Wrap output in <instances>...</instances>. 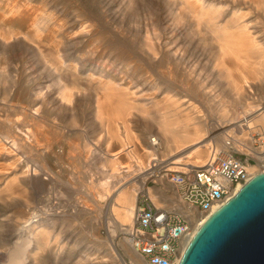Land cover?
I'll list each match as a JSON object with an SVG mask.
<instances>
[{"label": "bare ground", "instance_id": "bare-ground-1", "mask_svg": "<svg viewBox=\"0 0 264 264\" xmlns=\"http://www.w3.org/2000/svg\"><path fill=\"white\" fill-rule=\"evenodd\" d=\"M8 1L9 2L3 3L1 7L7 8V10L9 11L12 10L11 8H24L20 9L18 13H15V11L12 12L11 17L13 19L17 16L19 18H27V8H33L29 7L25 3H19L20 0ZM100 1L104 5H106V8H111L118 0ZM125 1V6H129L132 2V0ZM222 1L224 2V5L229 4V6L227 7L231 8H229L230 17L228 19V22L220 26L216 24V20L220 14H215V8H206L208 5L211 6L210 4H213L212 1H208L207 4H205L206 0H164L165 3L163 5L167 7L161 8L156 11L157 19L154 21H150L151 18L149 20L147 19L146 23L144 24V33L142 34V38L139 42L140 46H142L145 50L144 53L147 54L148 61H152L153 63V61H155L154 59L156 58H158L160 62L162 59H164V65L169 69L172 68L170 64H176V72L174 74L170 73V71L163 73L162 78L164 77V80H166V82H169L171 80L184 82L186 86V90H184V93L179 92V90H172V88L168 89V87L163 88L156 80V78L154 79L153 77H151V75H145L143 77L142 83L146 86V90L150 89V91H147L148 96H145V101L141 100V102H137L135 101V98L137 97L136 93L128 89V84L126 85V83L130 80H125L123 76L119 78V81L121 83H117L116 79L110 77L109 79H103L101 78L102 76L99 77L98 75H94L96 77L95 79L94 76H91V73H86L88 74L85 75L88 76L87 80L90 82V84L91 82L95 83V87L97 88L93 105L95 108V115L100 120L102 130L105 131L106 138H104L106 144H109L110 141H113L118 146L117 150H122L125 148L126 151L121 155V159L119 158L120 156L117 157L116 155L118 151H114L111 154L112 157L109 156L110 158L106 155L102 156L103 158L101 159H103V161L101 165H104L103 167H105V170H103L102 168L103 171L100 175V179H103L99 183L101 191H99L97 193V196H95L96 194L93 195V192L91 193L87 190V201H82L81 199L75 198V201L72 204L70 210L68 209V212H65L66 210L61 211L60 209H54L49 213L45 211L44 207H38L39 205L37 206L38 208L32 206L31 210L23 208L20 209L19 215L16 216L17 218L12 222L10 226V229H12V231L10 232V237L8 239H10V242L13 237H16L17 239L13 242V245L8 250H6V262L2 259L5 264H25L29 260L37 261L38 258V261H42L44 258L43 256H39V250L46 249L50 243L57 242V240L55 239H53L52 242L49 239V233L46 229V224L49 222V219L53 218L54 220H56L63 215H71L72 217L80 213L89 215L92 212L96 213V224L98 225V227H103L108 236L107 240L106 236L104 238L106 240V247L103 251H101L102 253L95 251L84 253L86 250L82 251L83 253L81 257H79L73 264H80V262L82 263L83 261L87 262L88 264H107V261H110L109 264H125L123 263L122 258L120 257L114 246V238L116 237L118 232L122 233L128 231L127 226L131 224L132 221L137 194L144 186V179L147 176L157 175L158 166L165 160L168 161L167 165L170 164L168 167L170 169H178L186 164H204L206 161V157L210 153V147L215 146L217 149L225 147L223 138L229 133L234 134V128H236L238 131H241L239 134H237L236 138L243 142L247 141V139L249 138L247 137L248 133L252 130L264 132V94L263 96H261L258 102L252 104V99L255 98L253 95L256 93L259 87L262 86L261 83L263 82L264 84V44H261L259 40H256L254 36L255 32L249 29V18L246 19V21L243 20V17L247 15L246 13L248 11H245L244 8L240 7L235 8L237 0ZM45 2H47V0H45ZM173 5H177V8H173L175 7ZM167 14L168 16L166 17L165 15ZM184 14H188L190 18L193 19V35L196 34L197 36H199V40H201L202 42H205V40L207 39V37L205 36V30L209 29V38L214 41V47H216L215 49L219 54L231 53L243 63H246L248 61L250 55L252 56L253 54H255L258 57V59H256L255 62H252V64L247 63V68L252 72L254 77L249 78L246 75L232 77L228 74L224 76L226 83L230 87V91L226 96V100H228L229 102H236L240 105L244 104L243 106H241L243 107V109L241 111L242 114L240 118L236 119L237 116L234 115L233 111L214 112L212 110L218 100L224 99L220 89L222 85L218 83L219 78L217 74L211 73V75H209V73H203L202 68H204V51L203 48L198 46L199 44H196L198 40L196 41L195 37L189 38L187 35H183L184 31L186 30V28H183L184 26H181L178 30L176 29V27H174V29L177 30L176 32H174V34L172 29L166 30L165 26H162L164 23L161 22V18L164 19L165 22H167V20L169 19L173 22L178 20L179 17ZM47 20L48 19L46 18V21ZM49 21L50 20H48V22ZM35 22H37L36 19L33 20V24L36 25L37 28L32 27L33 33L34 31L38 30V26ZM114 22L116 21L114 20ZM172 24L173 26H175L174 23H171L170 25ZM82 25L83 24L79 25L76 29L74 28L73 34H84L83 32L86 31L84 30L86 26L83 27ZM0 26V52L4 55L2 56V63L7 64V59L5 56L11 55L13 50L18 49V46H20L23 51L29 53L30 58L35 62L34 66L36 69H45V63L49 62L47 65L48 69L46 70V74H48V76H52L53 74H51L50 72L54 73L59 85L61 84L63 76H66V79L70 78L72 82H74L76 78H80L78 77V65L75 59L78 57H74V54H72L71 50L69 51L68 46H66L68 43L62 42V44L57 38L56 39L58 41L56 39L54 40V38H51L54 35L53 33L56 31V29H46L47 31H45L43 34V36H45V39H42L37 33L39 30L33 37L31 35L32 32H19V30L16 31L12 27L5 28L2 25ZM18 35H21L22 40H19L20 37ZM260 36L264 37V33H261ZM43 41L47 42V47L52 49L53 55L51 60H43V58H45L44 47L42 43ZM17 44L19 45L17 46ZM37 57L40 59V61L37 60ZM140 59L142 60L143 58ZM20 60L24 61V56H21ZM152 75L154 74L152 73ZM45 77L46 75L39 70V74L37 75L36 79L33 80L30 90L28 89L29 92H31L32 89L36 87V85L40 86V84H42L46 80H44ZM254 80H257L258 82L260 80L261 82H259V84H254ZM98 89H100V91ZM36 90L38 91L35 93V95L38 96L34 97L31 100L29 106H21V113L23 114L25 120H31L35 123L39 121L38 119L40 111L45 105V102L47 100L46 97L50 96L49 93H53V91L51 90H49L48 93H43L41 91V87L37 88ZM113 91L116 92V96L119 98L116 101L115 105L112 104V98L114 95L112 93ZM162 92L164 93L161 95V97L157 98V95L161 94ZM251 93L253 94L251 95ZM58 94V99H60L61 102L70 103L73 100V96L77 93L75 94L74 87L66 88L63 85L60 86V91ZM40 95L45 96L42 97ZM130 99V104H124V100ZM109 101L112 102L108 103ZM149 106L164 109V113L159 118L160 129L162 131L161 133L164 136V142L162 146L158 145L159 140L158 138L156 139V136L152 137L153 134H156L157 131L155 132L152 128H147L144 125L137 124L127 117L128 115H132L134 111H136L141 115L142 118H149L148 112L146 111V108ZM225 116H227V119H224ZM109 118H111V120ZM172 121H181V123H183V127L180 129L170 128ZM227 121L228 124L231 123L235 126L230 127L228 130L223 132H216L215 135L210 137L215 140L214 143L208 140L203 143L197 144L187 151L185 147H188L191 143L196 144L202 141L204 137L225 126ZM243 125H245V127H243ZM26 127L25 132H21L22 130L19 132V130L13 127L11 123H7L5 127L6 138L4 140H0V160L7 161L13 164L10 169V172L13 174V176L8 179V181L2 188H0V200L2 202H8L7 200L12 199L14 194L21 196L25 200L24 202H26V197L28 196L27 194L30 191L35 190V192H42V190L45 189L46 181H43L44 178L49 179L53 177V172L51 169H44L43 166H39V168H36L35 166L31 167L28 164H24L26 165L24 166L20 163L18 154L22 153L23 151H29L27 148L29 147L30 149L31 146L30 141H27V137L30 136V133L33 136L34 134L37 135L39 131V129L37 128L34 129L35 131L31 132L30 130L32 129H29V127L26 129ZM167 133L170 134L169 137L167 136ZM48 142L49 139H47V143ZM188 142L191 143L187 144ZM108 144L105 145L106 150H108ZM89 145L94 146L90 143ZM83 146H87L84 153L88 154V145L84 144ZM178 147L180 148L178 149ZM96 148H98V146ZM159 148H163L162 150L165 153L162 154H166L167 156H162L161 158L158 155H155V152H158ZM96 150L98 149H95L93 151ZM134 151L138 154L133 158L131 152ZM183 153L184 155L181 156V154ZM173 156L174 159H171ZM84 157L86 158L87 155H85ZM90 170H87L85 173L87 179L89 178L88 182L93 181V174ZM40 171H43L45 173L44 177H41ZM259 172L261 171H255V173ZM0 174L3 175V177H7V174L1 172ZM139 174H142L141 178ZM158 179L162 180V178ZM67 188L66 193L69 198L71 191ZM240 188V185H237L236 190ZM158 189V187L155 188L152 186H149L147 188L151 198L154 201H156L157 203L163 202L167 207H175L179 211L185 210L182 202L175 198V194H162V196L159 195L158 197L156 195ZM100 199L103 200L104 203L98 202V200ZM7 205L11 206V204ZM26 206L30 207L28 203H26ZM220 206L221 205L213 208L210 212H207L204 215H193L194 222L190 231L183 237L181 241V246L179 248L175 264L181 263L193 238L199 232L204 223L209 219V217ZM6 233L7 232H5V234ZM68 242V239L65 241H59V243H55V246L57 247V249L62 250L63 248L65 249V247L68 245ZM30 246H33L36 249H34L35 251L32 253H28L27 251ZM122 247L124 249V252L128 255L131 264H146L141 256H139L131 247L128 238H124Z\"/></svg>", "mask_w": 264, "mask_h": 264}, {"label": "rangeland", "instance_id": "rangeland-1", "mask_svg": "<svg viewBox=\"0 0 264 264\" xmlns=\"http://www.w3.org/2000/svg\"><path fill=\"white\" fill-rule=\"evenodd\" d=\"M22 1L20 0L19 3H25L29 7L33 8H27V18L24 19L23 17L19 18L17 16L13 19L11 17L12 12L15 11V13H18L20 9L24 8H11L13 11H9L7 10V8L1 7L3 3L9 1L0 0V25L5 28L12 27L16 31L19 30V32L27 31L33 33V28H37L36 25L33 24V20L36 19L37 22L35 23L37 24L39 31H34V33H31V35L34 37L36 35L35 33L37 32L42 39H45V36H43V34L45 31H47L46 29H56V33H53V36L55 37L52 36L51 38H54V40L57 38L61 43H68L66 46H68L69 51L71 50L72 54H74V57H78L75 59L78 65V77L80 78H76L74 82H72L70 78L66 79V76H63L61 84L59 85L54 73L50 72L51 74H53L52 76H48V74H46V70L48 69L47 65L49 62L45 63V69H36L34 66L35 62L30 58L29 53L23 51L20 46H18L19 44H17V46L19 47L18 49L13 50L11 55L5 56L7 59V64L2 63V56L4 55L0 52V140H4L6 138L5 127L7 123H11L13 127L19 130V132L21 130V132H25L26 126H28L29 129H32L30 130L31 132L35 131L34 129L38 128L39 131L37 135L34 134L33 136L30 133V136L27 137V141H30L31 143L30 149L29 147L27 148L29 151H23L22 153H19L18 158L22 165L28 164L31 167L35 166L36 168H39V166H43L44 169H51L53 172V177L49 179L42 178L43 181H46L45 189H43L42 192H35V190L31 189L32 191L27 194L28 196L26 197V202H24L25 200L17 194H14L12 199L7 200L8 202H2L0 200V264H5V259L7 258L6 250H8L13 245V242L17 239L16 237H13L10 242V239L8 238L10 237V232L12 231V229H10V226L12 222L17 218L16 216L19 215L20 209L23 208L31 210L32 206L37 207L39 205L38 207H44L45 211L49 213L54 209H60L61 211L66 210L65 212H68L72 204L74 203L75 198L81 199L82 201H87L86 193L88 194V192H93V195L96 194L95 196H97V193L101 191L99 183L103 179H100V175L101 172L105 170V167H103L104 165H101L103 161V159H101L103 158L102 156L106 155L108 157H112L111 154L114 151H118L116 155L117 157L120 156L119 158L121 159V155L126 151L125 148L122 150H117L118 146L113 141H110L109 144L107 143L108 150H106L105 145L107 144L105 142V131L102 130L100 120L95 115V108L93 105L97 88L95 87V83L91 82L90 84V82L87 80L88 76L85 75L91 73L92 77L94 75H98L99 77L102 76L101 78L103 79H109L110 77L116 79L117 83H121L119 81V78L123 76L125 80L131 81L127 82L126 85L128 84V89L136 93L137 97L135 98V101L137 102H141V100L145 101V96H148L147 91H150V89L146 90V86L142 83L143 77L145 75H151V77H153L154 79L156 78V80L163 88H172V90H179V92L181 93H184V90H186L184 82L172 80L166 82V80H164V77L162 78V74L168 71L174 74L176 72V64H170L172 68L169 69L165 67L163 62L164 59H162L161 62L158 58L154 59L155 61H153V63L152 61H148L147 54L144 53L145 50L142 46H140L139 42L142 38V34L144 33V24L146 23L147 19L149 20L151 18L150 21L156 20V11L161 8L167 7L163 5L165 3L164 0H132L129 6H125V0H118L117 2L119 3L116 2L111 8H106V5H104L100 0H47V2H45V0ZM208 1H212L213 4H210L211 6L208 5L206 8H215V14H220L216 20V24L219 26L226 24L230 17L229 8L231 7H227L229 6V4L224 5V2L222 0H206L205 4H207ZM173 6H175L173 8H177V5ZM239 7L244 8L245 11H248L246 13L247 15L244 16L245 18L243 17V20L246 21V19L249 18V29L255 32H253L255 34V39L259 40L261 44H264V37L260 36L261 33H264V0H237L235 8ZM187 15L188 14H184L179 17L178 20L173 22L170 19L167 20V22H165L162 18L160 20L164 23L162 26H165L166 30L172 29L173 34L181 26H184L183 28H186V30L184 31L183 35H187L189 38L195 37L196 41H199L195 43L197 45L199 44L198 46L203 48L204 51V68H202V71L204 74L209 73V75H211V73H215L218 75V83L222 85V87L220 88L221 94L225 99L221 100L219 98L221 101L218 100L212 110L214 112L233 111L234 115L237 116L236 119L240 118L242 114L241 111L243 109V107L241 106H243L244 104L240 105L236 102H229L228 100H226V96L229 94L230 87L226 83L224 76L228 74L232 77H239L241 75H246L249 78L254 77L252 72L248 70L247 63L252 64V62H255L258 57L255 54H253L252 56L250 55L248 61L246 63H243L231 53L219 54L215 49L216 47H214V41L209 38V29L205 30V36L207 37L205 42L207 43L202 42L201 40H199V36H197L196 34L193 35V19L190 18L189 15ZM165 16L167 17L168 14ZM46 18L50 21H46ZM114 20L116 22H114ZM171 23H174L175 26H173V24L170 25ZM81 24H83V27L86 26L84 29L86 31L83 32L84 34H73V29H76ZM174 27H176L177 30H175ZM18 36L21 38V35ZM20 38L19 40H22V38ZM42 43L45 55V58H43V60H51L53 55L52 49L47 47V42L43 41ZM21 56H24V61L20 60ZM140 58L143 59L141 60ZM37 60L40 61L38 57ZM11 61L13 62V64ZM39 70L46 75V77L44 78V80H46L42 84H40V86L36 85V87L32 89L31 92H29L33 80L36 79L37 75L39 74ZM152 73L154 75H152ZM259 82L261 81L259 80ZM259 82L257 80L253 81L254 84H259ZM261 84L262 86L259 87L256 93L253 95L255 98L252 99V104L258 102V100H260L261 96H263L264 94V84L263 82ZM63 85L66 88L74 87V92L75 94L77 93L73 96V100L70 103L61 102V100L58 99L60 86ZM39 87H41V91L43 93H48L49 90L53 91V93H49L50 96L46 97L47 100L40 111L38 119L39 121L36 122L38 124H36L31 120H25L23 114L21 113V106H29L31 100L34 97L38 96L35 95V93L38 91L36 89ZM98 90L100 91V89ZM112 93L114 94L112 98V104L115 105L116 101L119 98L116 96L115 91H113ZM163 93L164 92L157 95V98L161 97ZM252 94L253 93H251V95ZM40 96L43 97L45 95ZM124 101V104L131 103V99ZM110 102L112 101H109L108 103ZM146 109L149 118H142L141 115L136 111H134L132 115H128L127 117L137 124L144 125L147 128H152L155 132L157 131L156 134L154 133L152 137L156 136V139L158 138L159 140L158 145L162 146L164 142V136L161 133L162 131L160 129L159 118L164 113V109L150 106ZM109 119L111 120V118ZM224 119H227V116H225ZM234 126V124H228L227 121L225 126L204 137L202 141L196 144L191 143L192 141L188 142L187 144H191H189V146L185 148L188 151L190 148L196 146L197 144L203 143L208 140L214 143L215 140L210 137L215 135L216 132H223ZM28 127H26V129ZM182 127L183 123H181V121H172V124L170 125V128L174 129H180ZM243 127H245V125H243ZM256 131L257 130H252L251 132ZM240 132L241 131H238L236 128H234V134L237 135ZM167 136L169 137L170 134L167 133ZM36 137L37 140L39 139L38 141L36 140ZM47 139H49L48 143ZM94 141L96 142V144ZM89 143L94 145L95 147L90 146ZM84 144L88 145V154L84 153L87 147L83 146ZM97 146L98 148H96ZM180 147H178V149ZM95 149L98 150L93 151ZM162 149L163 148H159L158 152H155V155H158L161 158L162 156H167L166 154H162L165 153ZM137 154L138 153L135 151L131 152L133 158L136 157ZM85 155H87L86 158L84 157ZM183 155L184 153L181 154V156ZM171 159H174V156ZM88 160L90 161V163ZM163 162L167 163L168 161L165 160ZM12 165L13 164L10 162L0 160V172L7 174V177H3V175L0 174V188H2L8 181V179L13 176V174L10 172ZM87 170H90L93 174L92 182H88L89 178L87 179V176L85 174ZM40 172L41 177H44L45 173L43 171ZM139 175L141 178L142 174ZM144 182L146 186L155 187L154 176L146 177L144 179ZM89 183H91L92 186ZM66 188L71 191L69 198L66 193ZM98 202L104 203V201L101 199L98 200ZM26 203H28L30 207H27ZM7 204H11V206ZM95 216L96 213L92 212L89 215L80 213L72 217L71 215H63L56 220H54L53 218L49 219V222L46 224V229L48 230L49 239L51 240V242L53 241V239L57 240L58 243L59 241H65L68 239V245L65 247V249L63 248L62 250H59L55 246V243L57 242L50 243L46 249L39 250V256H43L44 258L42 261H38V258L37 261L29 260L25 264H73L79 257H81L83 253L82 251L86 250L84 253L89 251L102 253L101 251H103L106 247L105 241L107 240L108 236L105 232V229L103 227H98V225L96 224ZM51 221L53 222V224ZM5 232L7 233L5 234ZM105 236L106 240L104 239ZM123 237L124 235L118 232L116 237L114 238V246L120 257L122 258L123 263L126 264V262H129L130 259L124 252V249L122 247V242L124 240ZM34 249L35 247L30 246L27 251L28 253H32L36 250ZM109 263L110 261H107V264ZM80 264L88 263L83 261L82 263L80 262Z\"/></svg>", "mask_w": 264, "mask_h": 264}, {"label": "built area", "instance_id": "built-area-1", "mask_svg": "<svg viewBox=\"0 0 264 264\" xmlns=\"http://www.w3.org/2000/svg\"><path fill=\"white\" fill-rule=\"evenodd\" d=\"M236 136L227 134L223 138L225 147L211 146L204 164L170 169L163 162L157 175L147 176L155 177L158 197L173 193L185 210L154 201L144 182L128 231L120 234L128 238L146 264H175L181 241L194 222L193 215H204L222 205L237 193V185L241 187L258 174L255 171L264 172V132H249L244 142Z\"/></svg>", "mask_w": 264, "mask_h": 264}, {"label": "water", "instance_id": "water-1", "mask_svg": "<svg viewBox=\"0 0 264 264\" xmlns=\"http://www.w3.org/2000/svg\"><path fill=\"white\" fill-rule=\"evenodd\" d=\"M180 264H264V172L209 217Z\"/></svg>", "mask_w": 264, "mask_h": 264}]
</instances>
